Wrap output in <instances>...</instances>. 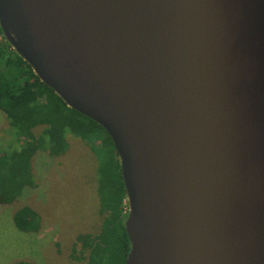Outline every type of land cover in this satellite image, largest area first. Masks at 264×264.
I'll return each instance as SVG.
<instances>
[{
    "label": "water",
    "instance_id": "95a60500",
    "mask_svg": "<svg viewBox=\"0 0 264 264\" xmlns=\"http://www.w3.org/2000/svg\"><path fill=\"white\" fill-rule=\"evenodd\" d=\"M0 28L110 136L125 264H264V0H0Z\"/></svg>",
    "mask_w": 264,
    "mask_h": 264
},
{
    "label": "trees",
    "instance_id": "16d2710c",
    "mask_svg": "<svg viewBox=\"0 0 264 264\" xmlns=\"http://www.w3.org/2000/svg\"><path fill=\"white\" fill-rule=\"evenodd\" d=\"M0 110L13 129L17 146L0 148V203L11 204L25 187L36 186L33 156L42 151L60 156L75 138L89 146L98 160V213L95 232L76 235L69 253L72 262L125 264L130 242L125 230L127 206L118 155L110 136L97 122L70 108L44 84L31 66L15 52L0 28ZM41 127L36 133L35 129ZM99 142V144H96ZM22 232H38L39 214L30 206L12 216ZM15 264H33L17 261Z\"/></svg>",
    "mask_w": 264,
    "mask_h": 264
},
{
    "label": "rangeland",
    "instance_id": "374dc122",
    "mask_svg": "<svg viewBox=\"0 0 264 264\" xmlns=\"http://www.w3.org/2000/svg\"><path fill=\"white\" fill-rule=\"evenodd\" d=\"M40 130L38 127L35 132ZM12 133L0 110V148L8 145L1 150L17 146ZM31 164L36 186L25 187L11 204L0 203V264H83L72 262L69 253L76 235L95 232L101 219L96 155L72 137L65 154L49 156L39 151ZM24 205L39 214L38 232H22L15 227L13 213Z\"/></svg>",
    "mask_w": 264,
    "mask_h": 264
}]
</instances>
